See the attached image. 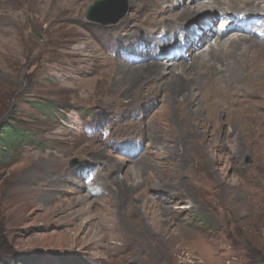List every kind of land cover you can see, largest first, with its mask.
<instances>
[{
    "label": "rangeland",
    "instance_id": "1",
    "mask_svg": "<svg viewBox=\"0 0 264 264\" xmlns=\"http://www.w3.org/2000/svg\"><path fill=\"white\" fill-rule=\"evenodd\" d=\"M49 1L43 11L38 0H6V20L0 16L8 32L0 134L14 125L29 136L0 158V264H264V72L249 77L237 68L223 89L222 144L199 98L193 108L187 100L227 65L219 56L245 48L225 42L239 34L213 40L224 51L206 55L200 68L201 50L191 52L187 40V61L172 69L184 71L177 81L150 70L154 55L167 65L168 47L183 49L180 29L218 22L226 11L262 17L264 0H219L215 6L228 10L206 5L177 21L195 2L126 0L128 12L108 25L87 20L96 0L74 3L72 12L67 3L64 19L50 22L42 14L55 11ZM174 22L182 26L171 31ZM227 102L255 105L259 131L235 116L226 124ZM21 192L42 202L26 209Z\"/></svg>",
    "mask_w": 264,
    "mask_h": 264
},
{
    "label": "bare ground",
    "instance_id": "2",
    "mask_svg": "<svg viewBox=\"0 0 264 264\" xmlns=\"http://www.w3.org/2000/svg\"><path fill=\"white\" fill-rule=\"evenodd\" d=\"M1 1L2 0H0V16H2L6 20L7 3H6V0H3L4 1L3 3H1ZM38 1L43 2L42 3V6H43L42 10L43 11L47 10L48 3L51 2L49 0H38ZM80 1L81 0H56L55 11L53 10V12H49V13L43 12L42 13L44 15L43 17H48V18H46V20H49L50 22H53V23L62 21L64 18H63V15L61 16V14L65 11L67 3H69V9L72 12L73 11V4L78 3ZM191 1L195 2L196 5L192 6V7L190 6L188 8V10L184 11V13H182L181 15L178 14L177 18H175L176 21L183 19L184 17H188V16L192 15L193 11L194 12L199 11V9H201V7H202V10L208 8V9H212L211 11H213V12H215V10L216 11L221 10V8H217L215 6V2L216 1L218 2L219 0H200V1L199 0H191ZM193 2H191V4ZM263 4H264V2H260V5H263ZM206 5H207V8H204V6L206 7ZM36 7H37V5L33 9H36ZM164 7H166V5ZM172 8H173V5H172ZM223 10H228V9L225 7L221 11H223ZM66 12H67V10H66ZM263 12H264V10H263ZM249 13H250L249 11H246V12H242L240 14H249ZM47 14H49V15H47ZM37 15H39V14H37ZM239 15H237V13H235V12H234V14L231 12L227 14V11H226L225 15L222 16V20H220L218 22L216 21L215 18L208 17V18H204V19L200 20L198 22L199 24L196 25L197 27L195 26V24H193L189 27L185 26L184 30H182V29L179 30V33L183 35L181 38L184 41L183 49H179L178 47H176V48L173 47V48L169 49V52H170L169 54H171V53L175 54L176 52L182 51L181 54H176L173 60H171L170 62H167V65H163V64L161 65L159 63V60H158V58L160 56L156 57V55H154L155 57L152 58L153 60L150 61V63H152L151 64L152 68L150 69L152 73H154L156 75H160L159 71L164 70L165 73L163 75V78L171 77V78H174L175 81H177L178 78H184V74H183L184 71L179 70L178 72H174L172 69L174 67H177L178 64L184 63L185 61H187V59L185 58L186 55H184L185 54L184 51L188 52L191 50L188 48L189 45H191L190 47H192L191 52L192 51L198 52L201 50V52L197 53V57H198L197 65L200 68L203 65L204 61L206 60L205 59L206 55H213V54L221 53L222 51H224L223 45L220 44L221 42L219 40L216 42H213V40L222 39V36L226 35L227 33H229L230 35L233 33L239 34V35L233 36L232 41L227 40L225 42L226 43L231 42L233 44H239V46L245 45V48L241 49V51H239V52H234L236 49H234L233 52L230 50L228 52H224V56L223 55L219 56L218 58H220V60L223 62H224L225 57L229 58V62L228 63L226 62L227 65L226 66L223 65V67L225 66L223 70L222 69L215 70L212 73L211 77H207V78H209L210 81H207L206 83L199 82V84H198L199 88H198L196 96H193L192 95L193 93H192L191 95H189L190 100H187L188 106L193 108L194 105H193L191 99H194V97L199 98V100H200L199 104H200V106H202L201 108H199V111L203 109L204 111L209 112V114L211 115L210 117L213 119L212 125L210 124V127H212L211 135L213 137H215L216 142L222 143V144L227 143V139L222 138L224 132L221 134V132L219 131V122L221 119V113L218 111L216 106H221V99H222L221 94L223 93V89L229 88L230 78H233L234 71L237 68L240 69L242 72L246 73V75L249 77H255L258 74L264 72V57H263L264 56V47L262 45H260L259 42H261V41H259V40H255L250 36H248V37H246L245 35L240 36V33L242 34L243 31H247V30H246V28L239 26V24H238L239 22H237V20H236V18H238ZM252 16H254V15H252ZM172 18H174V17H172ZM172 18H168V19H172ZM262 19H264V13L262 14ZM38 20L40 22V15L38 17ZM218 23L220 24L219 26H218ZM174 26L175 27L176 26H182V23H178V22L175 23L174 22V25H172L171 31L173 30ZM217 28H220L221 34L219 36H214L212 39L211 36L214 33H216V35H217ZM124 31L127 32V30L125 28H124ZM198 31L202 32V34H199ZM187 32H188V34H187ZM170 33H173V32H170ZM7 35H8V32H7L6 28L0 29V51L3 50L2 44H4V46H5L6 42H4V40L7 37ZM167 35H169V34L164 35V37H166ZM122 36H124V37L127 36V33H124ZM197 36L199 37V39L196 38ZM11 38H10V40H11ZM167 38H169V37L167 36ZM210 38H211V40H210ZM207 39L209 40V43H211V44H209L210 45L209 48L205 50L204 44L206 43ZM6 40H7V38H6ZM187 40H189L188 41L189 45L187 43ZM200 40H202V43H198ZM154 43H157V45H159L161 42L155 41ZM261 43H263V42H261ZM6 44H8V41ZM146 44H149V41H147ZM225 48H227V47H225ZM237 48H239V47H237ZM187 49H189V50H187ZM148 50L151 51V47ZM203 52H206V54H203ZM145 53H147V51ZM4 54H5V52H4ZM133 55L135 56L134 52H133ZM202 58H203V60L200 61V59H202ZM207 58H208V56H207ZM213 58H214V56H213ZM1 59H2V57H1ZM156 60H158V61H156ZM223 64H225V62ZM144 65H146V64H144ZM150 70H148V71H150ZM229 73H231V76H228ZM139 74H140V72L136 71V73L133 74V78H138ZM204 78H206V77H204ZM125 81H126V79H125ZM260 81H261L260 84L264 86V79H261ZM93 84H95V83H93ZM161 89H162V87H161ZM179 91H180V86L175 89L176 95ZM143 94H144V92H143ZM254 99H256V98H254ZM261 101H264V100L262 99ZM256 102L257 101H252L253 104H255ZM253 104H249L248 102L238 103V104H234L233 102H227L228 107H230L234 112L231 113L230 108L228 109L229 121H227L226 124L228 123L230 125L233 122L232 119H230V117L232 118L235 116V119L238 120L239 124H242V122L245 123L246 121H249V120H251L253 123H259V126L257 127L258 128L257 131H259V129L261 128V125L263 123L262 117H261V115H259L257 113V108ZM241 106H244V107H241ZM245 106H251V107H245ZM133 123H134V121H133ZM223 123H225V122H223ZM32 195H33V193L31 194V193H22V192L18 195V197H20L21 204L26 209L35 208V207H37L38 201L42 202V200H39L37 197H33ZM21 208H22V206H21ZM103 221L105 222V225H106V223L108 224V222H109V218L105 217L103 219ZM122 224L120 223L121 227L119 225L118 226H119V228L125 230L126 227L123 226ZM122 226L125 228H123ZM116 228H118V227H116ZM147 229H146V232H148ZM106 230H108V229H106ZM112 231H114V229ZM130 231L133 232V227H131ZM116 232L117 231H115V233ZM107 237H109V235Z\"/></svg>",
    "mask_w": 264,
    "mask_h": 264
},
{
    "label": "water",
    "instance_id": "3",
    "mask_svg": "<svg viewBox=\"0 0 264 264\" xmlns=\"http://www.w3.org/2000/svg\"><path fill=\"white\" fill-rule=\"evenodd\" d=\"M127 12L126 0H96L87 10L86 17L89 21L108 25L119 22Z\"/></svg>",
    "mask_w": 264,
    "mask_h": 264
},
{
    "label": "trees",
    "instance_id": "4",
    "mask_svg": "<svg viewBox=\"0 0 264 264\" xmlns=\"http://www.w3.org/2000/svg\"><path fill=\"white\" fill-rule=\"evenodd\" d=\"M29 138L28 135L24 134L23 130L14 126H5L0 134V158L7 157V151L11 152L16 149V147L26 142Z\"/></svg>",
    "mask_w": 264,
    "mask_h": 264
},
{
    "label": "clouds",
    "instance_id": "5",
    "mask_svg": "<svg viewBox=\"0 0 264 264\" xmlns=\"http://www.w3.org/2000/svg\"><path fill=\"white\" fill-rule=\"evenodd\" d=\"M258 40V39H257Z\"/></svg>",
    "mask_w": 264,
    "mask_h": 264
}]
</instances>
